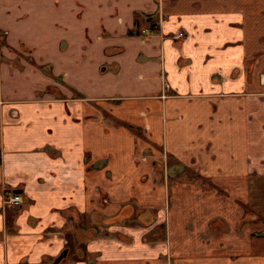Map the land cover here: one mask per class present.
<instances>
[{
	"label": "crops",
	"instance_id": "0c3cea01",
	"mask_svg": "<svg viewBox=\"0 0 264 264\" xmlns=\"http://www.w3.org/2000/svg\"><path fill=\"white\" fill-rule=\"evenodd\" d=\"M159 3L0 0V264L66 249L61 264H264V0ZM148 149L174 161L168 238L183 246L159 239ZM6 190L24 202L5 207ZM129 201L153 222L118 227ZM89 219L110 238L70 258Z\"/></svg>",
	"mask_w": 264,
	"mask_h": 264
},
{
	"label": "rangeland",
	"instance_id": "374dc122",
	"mask_svg": "<svg viewBox=\"0 0 264 264\" xmlns=\"http://www.w3.org/2000/svg\"><path fill=\"white\" fill-rule=\"evenodd\" d=\"M147 156H154V154H158L160 157L158 158H155L153 159V164L154 166H156V171L158 172L157 173V180H156V184H160L162 185V188L160 190V195L162 197V199L164 198V201H162V203H164L163 205H161V207L159 206H156L157 209H159L158 212H161V219L163 220L162 223L163 225L160 226L158 229H157V232L158 234L160 235V240L161 241H164V243L166 242H169L171 243L173 246H183L186 242L185 238L183 235H179V232H176L175 233V237H169L168 238V219H169V212L168 211V198L172 196V193L175 189V182L173 181V178L169 172V167L172 166L174 164V161L173 159L171 158V156H169L165 151H162V149H160V151L158 153H154L152 151V149H148V151L145 153ZM146 158V157H145ZM197 176H200V175H197ZM172 178V180H171ZM196 177H194V179H192V181H200L201 182V185H202V188H203V192H205V194L209 193V192H214L216 193V190H218V194L220 193V197L223 195V194H226L228 195L227 191H225V189L223 188H220L218 187V184L213 182L212 179L208 178V179H195ZM182 180H185V179H182ZM148 182V181H147ZM179 182V181H178ZM205 182V183H204ZM214 184V186H213ZM156 190V188H154ZM193 193H197L195 190L192 191V194ZM108 202V201H106ZM131 204H127V211H124L122 212L123 213V216H121V218H117L116 220L114 218L117 217L114 216V220L115 222H122L120 224H118L119 226L118 227H129V226H138V224H148L150 222H153L152 220L148 219L149 217H147L146 221L142 222L139 217L142 216V213L146 212V213H151V211H148V210H145V208H139L137 207L136 203L135 202H131L129 201ZM121 213V214H122ZM91 221V223H89ZM103 222L99 219H96V220H93V219H89L86 220L85 222H83L81 225H80V228L83 229V228H86V230H81L82 232H78L76 233L75 237L77 238V241L76 243L74 244V241H73V238H68V244L70 246L71 249H73V253L71 255L70 258H73L74 256L77 258V253L75 251V248H76V245H78L79 247L81 246L80 249H94L96 247L95 243L94 242H91L92 240H94L93 238L94 237H90V236H93L94 234H96L97 232H99V234H102V230L99 229L100 225L102 224ZM151 224V223H150ZM166 224V225H165ZM90 225V226H89ZM122 225V226H121ZM190 225V223L188 224ZM165 226L167 227V238H165V235H166V229H165ZM191 226V225H190ZM145 228V226H143ZM210 227H211V231L212 233H220L221 230H223L225 228V223L223 220L220 219V222L218 220H212L210 222ZM95 228V229H93ZM89 229H93L92 232H90L88 234V230ZM221 229V230H220ZM80 231V230H79ZM86 231V232H85ZM86 233V234H85ZM180 233H183V232H180ZM88 234V235H87ZM102 237H106V238H110L109 236H104L103 234L100 235ZM102 237H99L98 238H102ZM124 238L121 239V241H126L127 243H129V241H133V238H129L126 237L125 235L122 236ZM99 240V239H98ZM109 240V239H108ZM120 241V240H119ZM188 241H192V244H198L199 243V240H196L194 238H188ZM200 244L201 243V240H200ZM108 250V249H107ZM113 250V249H112ZM108 253H111L112 251L111 250H108L106 251ZM113 254V252H112ZM168 262H173L172 259H170V256H168ZM175 257H184V255H180V254H175ZM88 260L90 262V264H95V260L97 261V264L100 262L97 258H95L94 256L90 255L88 256ZM168 262H166L168 264ZM105 264H127V263H123V262H106ZM173 264V263H172Z\"/></svg>",
	"mask_w": 264,
	"mask_h": 264
},
{
	"label": "flooded vegetation",
	"instance_id": "af4514ba",
	"mask_svg": "<svg viewBox=\"0 0 264 264\" xmlns=\"http://www.w3.org/2000/svg\"><path fill=\"white\" fill-rule=\"evenodd\" d=\"M160 1V3H159V6L160 7H163L164 6V0H159ZM151 20H153V17H151V16H149L147 19H146V21L148 22V23H150V26H148L146 29H143L142 30V32L143 33H145V34H151V33H153V30L156 28V26L158 25V21H155V22H152L151 23ZM159 20H160V17H159ZM155 27V28H154ZM13 193H17V192H12V191H9V190H6L5 191V193H4V204H5V207H10V206H12L9 202H7V201H5L6 200V195H8V194H13ZM149 216V215H148ZM147 216V217H148ZM142 219H146L145 217H143L142 216ZM67 250V249H66ZM68 251V250H67ZM63 253V252H62ZM61 253V254H62ZM60 254V255H61ZM67 254H68V252H67ZM67 254H66V256H65V258L64 259H66V257H67ZM59 255V256H60ZM56 259H57V257L55 258V260L51 263V264H53V263H55V264H57L56 263ZM64 259H62L61 261H60V263H58V264H61L62 263V261L64 260Z\"/></svg>",
	"mask_w": 264,
	"mask_h": 264
},
{
	"label": "built area",
	"instance_id": "2783aa9c",
	"mask_svg": "<svg viewBox=\"0 0 264 264\" xmlns=\"http://www.w3.org/2000/svg\"><path fill=\"white\" fill-rule=\"evenodd\" d=\"M12 206H19L24 202V197L20 193H13L6 195V200Z\"/></svg>",
	"mask_w": 264,
	"mask_h": 264
},
{
	"label": "trees",
	"instance_id": "16d2710c",
	"mask_svg": "<svg viewBox=\"0 0 264 264\" xmlns=\"http://www.w3.org/2000/svg\"><path fill=\"white\" fill-rule=\"evenodd\" d=\"M154 28H155V27H154ZM169 172H170V167H169ZM127 206H128L127 204L123 205V207H122L121 211L118 213L117 217L114 218L115 220H116L117 218H121V216H123V213H122V212L127 211ZM121 213H122V214H121ZM148 215H149V214L146 213V212L142 213V216L145 217V218H147ZM142 216H141V221H142V220H145V219H142ZM53 264H55V263H53Z\"/></svg>",
	"mask_w": 264,
	"mask_h": 264
},
{
	"label": "water",
	"instance_id": "95a60500",
	"mask_svg": "<svg viewBox=\"0 0 264 264\" xmlns=\"http://www.w3.org/2000/svg\"><path fill=\"white\" fill-rule=\"evenodd\" d=\"M16 192H17V191H16ZM67 252H68V251L65 250L60 256L57 257V259H56V263H57V264L60 263V261H61L62 259L65 258Z\"/></svg>",
	"mask_w": 264,
	"mask_h": 264
}]
</instances>
